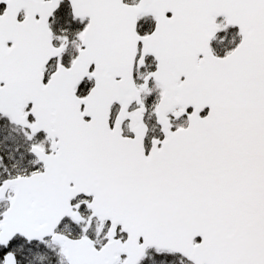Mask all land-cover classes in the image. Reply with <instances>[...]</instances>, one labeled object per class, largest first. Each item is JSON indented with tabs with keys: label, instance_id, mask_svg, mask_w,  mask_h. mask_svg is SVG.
<instances>
[{
	"label": "snow or ice",
	"instance_id": "1",
	"mask_svg": "<svg viewBox=\"0 0 264 264\" xmlns=\"http://www.w3.org/2000/svg\"><path fill=\"white\" fill-rule=\"evenodd\" d=\"M0 264H264V0H0Z\"/></svg>",
	"mask_w": 264,
	"mask_h": 264
}]
</instances>
